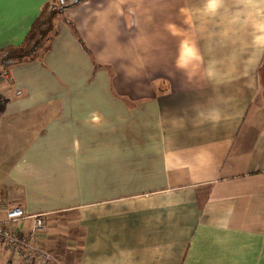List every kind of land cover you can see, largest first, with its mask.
<instances>
[{
	"label": "crops",
	"instance_id": "0c3cea01",
	"mask_svg": "<svg viewBox=\"0 0 264 264\" xmlns=\"http://www.w3.org/2000/svg\"><path fill=\"white\" fill-rule=\"evenodd\" d=\"M48 4L50 50L0 79L2 208L53 264H264V0H0V52Z\"/></svg>",
	"mask_w": 264,
	"mask_h": 264
},
{
	"label": "built area",
	"instance_id": "2783aa9c",
	"mask_svg": "<svg viewBox=\"0 0 264 264\" xmlns=\"http://www.w3.org/2000/svg\"><path fill=\"white\" fill-rule=\"evenodd\" d=\"M11 79L9 71L0 69V79ZM31 220L29 229L22 223ZM41 216H29L20 206L2 208L0 200V246L23 264H53L52 256L37 246L38 234L45 230Z\"/></svg>",
	"mask_w": 264,
	"mask_h": 264
},
{
	"label": "trees",
	"instance_id": "16d2710c",
	"mask_svg": "<svg viewBox=\"0 0 264 264\" xmlns=\"http://www.w3.org/2000/svg\"><path fill=\"white\" fill-rule=\"evenodd\" d=\"M55 5H47L42 12V15L37 19L32 27L28 40L24 45L19 48L12 49L6 52H0V68H6L12 66L15 63L32 62L37 59H41L51 48V44L56 36L55 25L50 24L51 28L49 31L43 32L42 26L45 23L46 14ZM61 11L57 12L53 17L54 21L56 18L61 16ZM44 27V26H43ZM36 39V40H34Z\"/></svg>",
	"mask_w": 264,
	"mask_h": 264
},
{
	"label": "clouds",
	"instance_id": "9594fccd",
	"mask_svg": "<svg viewBox=\"0 0 264 264\" xmlns=\"http://www.w3.org/2000/svg\"><path fill=\"white\" fill-rule=\"evenodd\" d=\"M219 0H208V8L210 10H215L218 6ZM256 29L262 33H264V23H258L255 25ZM175 34V33H174ZM256 43L258 45L264 46V35H260L256 37ZM196 55L195 50L190 48L186 42H182L181 44V55L178 58L177 64L178 67H185L186 66V58L194 57ZM211 75V72H209ZM94 121H98V117H93Z\"/></svg>",
	"mask_w": 264,
	"mask_h": 264
},
{
	"label": "rangeland",
	"instance_id": "374dc122",
	"mask_svg": "<svg viewBox=\"0 0 264 264\" xmlns=\"http://www.w3.org/2000/svg\"><path fill=\"white\" fill-rule=\"evenodd\" d=\"M63 9V5L62 4H57V5H55V6H53L52 8H51V10H49L48 12H47V14H46V17H45V23L43 24V26H42V31L44 32L45 30L46 31H49L50 30V24H52V20H53V17L55 16V14L57 13V12H59V11H61L62 12V14L61 15H63V13H64V11L62 10ZM46 31H45V34H46ZM34 40H36V39H34ZM1 69V68H0ZM62 232V231H61Z\"/></svg>",
	"mask_w": 264,
	"mask_h": 264
}]
</instances>
